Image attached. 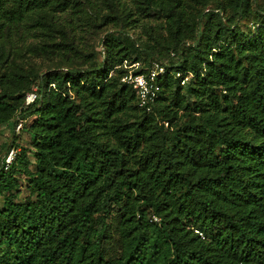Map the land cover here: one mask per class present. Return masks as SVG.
Returning <instances> with one entry per match:
<instances>
[{"label": "trees", "instance_id": "obj_1", "mask_svg": "<svg viewBox=\"0 0 264 264\" xmlns=\"http://www.w3.org/2000/svg\"><path fill=\"white\" fill-rule=\"evenodd\" d=\"M92 1L122 38L105 34V59L79 70L41 15L31 52L66 66L31 77L4 44L82 0H0V125L36 116L35 170L13 140L1 158L0 264H264V0ZM140 55L132 74L163 67L149 111L122 81ZM17 172L33 199L15 200Z\"/></svg>", "mask_w": 264, "mask_h": 264}, {"label": "rangeland", "instance_id": "obj_2", "mask_svg": "<svg viewBox=\"0 0 264 264\" xmlns=\"http://www.w3.org/2000/svg\"><path fill=\"white\" fill-rule=\"evenodd\" d=\"M125 2V4H130L129 0H126ZM95 5L99 4H96L94 1L89 4L82 0V3L80 4L81 11L77 15H71L68 12L55 14H52L49 11L35 12L32 18L24 20L21 23L19 30L17 32H13V34L8 38L10 40V43L11 41L13 43L12 54L11 44L9 45V42L4 44V50H6V52L10 51V59H13L19 66V68H21L24 73L29 74L31 77H33L34 74H43L44 72H48L53 68L66 66L65 62L60 61L59 58H40L36 57L31 52L30 45L39 42L40 37H32V34L29 30L31 29L30 25L33 23L34 19L43 15L47 21L56 20L61 26L65 27L68 42H71V45L76 51L75 54H71L72 64L76 66V68H78L79 70H85L86 68L90 67L91 64L98 65L105 59L100 39H102L105 34L110 33H113L114 37H118L121 39V35L113 31H117L118 29H120V26L124 25V23H119L115 26L109 21H104L101 17V15L106 12L104 6H102L101 9H98L95 7ZM97 13L99 15H96ZM144 22L145 25H149L151 23L147 20H144ZM243 28L245 30L252 29L250 25H243ZM127 32L131 39H137L139 36L142 39L146 38L142 20L137 22L134 27L128 29ZM27 48H29V50ZM90 54L91 56L88 57V55ZM134 55H136V53H133V56ZM143 60L144 57L140 55L139 62L129 64V62L125 61L123 68L128 70L127 74L132 73V70L142 65ZM153 66L154 67H151V70L156 67V65ZM145 67L147 68V65ZM189 77L190 75H188L187 78ZM33 90H35V86ZM127 118L130 117L128 116ZM35 119L36 116H32L26 120L19 121V123L21 122L22 126H20L19 123L16 124L13 133L10 130V125L6 123L0 125V164L1 158L5 154V144L10 140H13L14 145H16L15 150L20 152L21 147L26 149V154L28 155L31 162L29 167L32 170H35V162L33 156L35 146L33 144V137L30 132V127ZM7 168L8 165H5V169ZM16 177L18 178L19 183V194L15 200L21 203L24 202V200L28 196L33 199L34 196L30 195L29 189L27 187V176L24 173L17 172ZM3 202L4 196L2 195L0 196V205H2Z\"/></svg>", "mask_w": 264, "mask_h": 264}, {"label": "built area", "instance_id": "obj_3", "mask_svg": "<svg viewBox=\"0 0 264 264\" xmlns=\"http://www.w3.org/2000/svg\"><path fill=\"white\" fill-rule=\"evenodd\" d=\"M163 72V67L156 65V67L152 70H150L148 77L142 75V74H132L129 73L125 75L122 80L125 81L128 84H131L132 87L136 90V94L139 99V105L145 106L146 110L149 111L151 109V106L155 100L156 91L158 89V86L152 83L155 80V77ZM36 98V92L31 91L26 94L24 104L28 105L32 103ZM20 126L21 122L19 123ZM15 156V150L14 148H11L9 152L7 153L5 157V163L8 165L11 163V161L14 159Z\"/></svg>", "mask_w": 264, "mask_h": 264}]
</instances>
